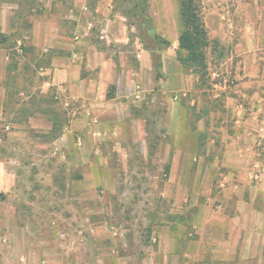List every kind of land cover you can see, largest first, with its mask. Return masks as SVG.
I'll return each instance as SVG.
<instances>
[{"label": "rangeland", "instance_id": "1", "mask_svg": "<svg viewBox=\"0 0 264 264\" xmlns=\"http://www.w3.org/2000/svg\"><path fill=\"white\" fill-rule=\"evenodd\" d=\"M201 2L211 40L205 83L177 60L178 0H0V31L8 35L0 43V264H264L255 229L246 250L260 255L210 253L234 244L203 217L222 198L221 140L243 132L235 120L246 115L234 105L253 100L240 93L243 54L264 0ZM95 51L115 62L126 56L145 90L105 100L123 109L94 124L90 98L74 97L67 82L63 95L44 92L41 79L53 56L76 52L81 79L94 80V104L105 106L99 93L116 85L120 70L116 64L113 83L100 86V66L87 67ZM42 92L40 104L64 119L56 136L49 114L36 110ZM253 197L246 209L263 229L262 199Z\"/></svg>", "mask_w": 264, "mask_h": 264}, {"label": "crops", "instance_id": "2", "mask_svg": "<svg viewBox=\"0 0 264 264\" xmlns=\"http://www.w3.org/2000/svg\"><path fill=\"white\" fill-rule=\"evenodd\" d=\"M252 31H254V27ZM255 31L256 35L252 39L249 37V39L245 40V51L243 54L245 73L241 76L244 79L243 84L245 88L240 92L242 96L253 100L248 106L245 103L238 102L234 105L237 113L246 115V117L241 115L240 118L235 120L236 127L242 126L241 130L243 132L241 134H237L236 132L232 135H227V139L223 138L224 140H221L217 157L226 160L225 165L228 166L226 172L217 173V175H220L218 186L222 188L220 189L222 191V198L220 199L221 202L215 205V211L210 208L212 210L211 213L208 215L203 214V217L207 219L205 221L207 224L219 223L223 230L227 229L231 233L232 236L229 237V240L234 245L210 250V253L219 257L223 256L221 258L228 260L243 259L244 261L247 255H252L253 253L255 255L261 254L258 247L253 253L252 250H246L247 245L245 241L248 238L249 232H252L254 229L260 232V235H262L261 239L264 240V228H255V218L247 211L253 205L255 199L253 193L256 191L260 194L259 199H262L260 206L263 209L259 212L264 215V87L260 86L264 84V6L259 9ZM95 57H97V60H95ZM138 57L140 58L141 54H138ZM77 59L78 53L76 52L66 55L63 59L53 56V59L49 60L45 71L42 72L48 75L41 79L43 91L46 92L50 88H55L58 95H63L67 89L62 84L67 82V88L72 91L74 97L83 96L84 98H90L89 111L92 113L93 117L91 121L94 124L98 120L99 123L101 120H116L119 109H123L122 106L115 105L116 103L108 104L107 100H113L116 94L117 96L130 94V96L140 97L143 90H145L142 82L143 79L138 80L132 77L133 73L129 70L130 64L126 56L121 54L119 60L115 62L113 59L106 57L103 52H89L87 54V67L94 68L98 65L100 66V86H102L104 81L105 86L108 83H113L115 80L113 69L116 64L120 70L116 85L111 84L106 93H104L106 89H101L99 94L103 95L104 102L107 104L100 107L99 103L94 104V101H96V87L94 84L92 86L94 80L81 79L80 68L76 62H73ZM94 60L96 62H93ZM251 84H257L259 86H257L258 90L257 88H249ZM61 91L63 92L60 93ZM110 92L113 94L112 97H108ZM67 102V100H64V105H67ZM77 145H82L80 139H78ZM185 152L186 150H181L179 155L182 156ZM174 156V160L170 163L171 174L173 175L177 174L179 169L178 154ZM180 173H186L185 166ZM253 178L258 180L254 182ZM226 182L227 185H224ZM263 225L261 223V226ZM241 239V244H243L238 246ZM168 251L171 252L172 250Z\"/></svg>", "mask_w": 264, "mask_h": 264}, {"label": "trees", "instance_id": "3", "mask_svg": "<svg viewBox=\"0 0 264 264\" xmlns=\"http://www.w3.org/2000/svg\"><path fill=\"white\" fill-rule=\"evenodd\" d=\"M203 7L201 0H178V23H179V34L177 38L178 51L177 60L181 64L182 68L185 70H192L199 80L203 83L206 82V77L208 74L207 70V49L211 45V40L209 39L207 28L203 19ZM8 38V35L0 31V43ZM23 50L27 51V46H21ZM11 47L9 48V50ZM14 56L16 52L12 50ZM37 61V60H36ZM16 66L15 61H12L11 65L8 64L6 69L11 72ZM8 93V92H7ZM41 98L37 103V111L45 114H49V120L52 122L50 132L54 133L56 136L63 128V117L57 113L51 106H46L48 101H45L42 106L43 97L47 94H40ZM113 94L110 92L108 97H112ZM8 97V94H7ZM7 101L3 103V111L7 110ZM34 104V103H33ZM29 111L28 115H33V110L29 108H24Z\"/></svg>", "mask_w": 264, "mask_h": 264}, {"label": "built area", "instance_id": "4", "mask_svg": "<svg viewBox=\"0 0 264 264\" xmlns=\"http://www.w3.org/2000/svg\"><path fill=\"white\" fill-rule=\"evenodd\" d=\"M64 91V90H63ZM63 91H61L60 93H62Z\"/></svg>", "mask_w": 264, "mask_h": 264}]
</instances>
